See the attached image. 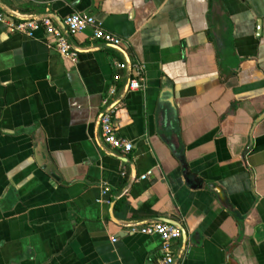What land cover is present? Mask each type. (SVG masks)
I'll list each match as a JSON object with an SVG mask.
<instances>
[{
  "label": "crops",
  "instance_id": "0c3cea01",
  "mask_svg": "<svg viewBox=\"0 0 264 264\" xmlns=\"http://www.w3.org/2000/svg\"><path fill=\"white\" fill-rule=\"evenodd\" d=\"M72 13L126 56L85 33L72 62L0 22V264H151L160 238L123 224L161 219L174 264H264V0H0L5 22ZM105 100L129 154L101 141Z\"/></svg>",
  "mask_w": 264,
  "mask_h": 264
},
{
  "label": "built area",
  "instance_id": "2783aa9c",
  "mask_svg": "<svg viewBox=\"0 0 264 264\" xmlns=\"http://www.w3.org/2000/svg\"><path fill=\"white\" fill-rule=\"evenodd\" d=\"M0 22L6 24L7 30L11 34H19L27 38H33L36 30L40 29L51 40L52 47L62 57L72 62H75L77 53L72 49L71 45L67 42L66 37L63 35L61 29L55 22L48 18H37L25 21H8L5 22L4 17L0 15ZM63 26L67 33L74 37L79 34H89L91 42H99L106 46L114 48L126 49L125 43L114 36L113 34L105 31L101 25L92 15L87 13H73L63 20ZM114 68L118 71L123 69V66L114 62ZM115 80H119L120 76H115ZM144 88V75L140 67H134L131 74L128 92H140ZM115 94V89L109 90V96ZM104 104L107 106L108 102L105 100ZM114 110H108L102 115L99 121V129L101 141L105 147L119 155L129 154L133 145L131 142L121 138L116 133L115 124L112 118ZM150 173L142 176L141 180H146ZM130 234H141L144 236H158L162 242L161 245V259L151 264H174V243L180 239V231L167 224L152 223L142 227L130 225L126 227Z\"/></svg>",
  "mask_w": 264,
  "mask_h": 264
},
{
  "label": "water",
  "instance_id": "95a60500",
  "mask_svg": "<svg viewBox=\"0 0 264 264\" xmlns=\"http://www.w3.org/2000/svg\"><path fill=\"white\" fill-rule=\"evenodd\" d=\"M73 14V13H72ZM11 17L16 19V20H19V21H25V20H33V19H37V18H48V19H51L53 22H55L57 24V26L61 29L63 35L66 37V40L67 42L71 45L72 49L77 52V50L74 48L73 46V43H72V40H73V37H71L65 27L63 26V21H56L54 20V18L52 16H49V15H29V16H15V15H12L11 14ZM66 18V17H65ZM64 20V19H63ZM110 48H113L114 50H118L119 52H121V54H123L124 56H126L125 54V51L120 49V48H114V47H111V46H108ZM129 81H130V68L127 69V85H126V89H125V93H128V86H129ZM115 106H112L111 104H108L106 106V108L104 109V111L100 114V118L102 117V115L104 113H106L108 110H114ZM100 118H99V121H100ZM116 128V127H115ZM188 185L190 186V182H188ZM192 188H196V186H192ZM152 223H162V224H167V225H171L175 228H177L179 231H180V234L181 236H184V231H183V228L177 224L176 222H173L171 220H166V219H161L160 221H153V222H150L149 224H152ZM124 227H128L130 225H136L134 223H128V224H123ZM180 236V237H181Z\"/></svg>",
  "mask_w": 264,
  "mask_h": 264
},
{
  "label": "trees",
  "instance_id": "16d2710c",
  "mask_svg": "<svg viewBox=\"0 0 264 264\" xmlns=\"http://www.w3.org/2000/svg\"><path fill=\"white\" fill-rule=\"evenodd\" d=\"M154 217L155 215L154 214H152V213H140V214H136V215H133L132 217H131V219H138V218H140V217H144V218H146V217Z\"/></svg>",
  "mask_w": 264,
  "mask_h": 264
}]
</instances>
